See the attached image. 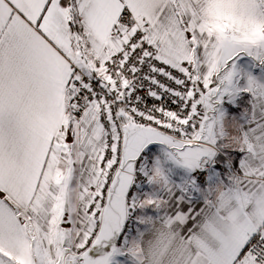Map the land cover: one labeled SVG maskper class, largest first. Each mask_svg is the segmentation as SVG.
<instances>
[{
  "label": "snow or ice",
  "instance_id": "snow-or-ice-1",
  "mask_svg": "<svg viewBox=\"0 0 264 264\" xmlns=\"http://www.w3.org/2000/svg\"><path fill=\"white\" fill-rule=\"evenodd\" d=\"M0 264H264V0H0Z\"/></svg>",
  "mask_w": 264,
  "mask_h": 264
},
{
  "label": "built area",
  "instance_id": "built-area-1",
  "mask_svg": "<svg viewBox=\"0 0 264 264\" xmlns=\"http://www.w3.org/2000/svg\"><path fill=\"white\" fill-rule=\"evenodd\" d=\"M149 103H152V101L150 100Z\"/></svg>",
  "mask_w": 264,
  "mask_h": 264
}]
</instances>
